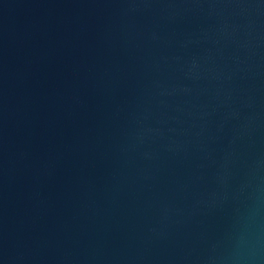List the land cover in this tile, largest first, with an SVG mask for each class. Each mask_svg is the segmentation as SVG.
Listing matches in <instances>:
<instances>
[{
	"label": "water",
	"instance_id": "water-1",
	"mask_svg": "<svg viewBox=\"0 0 264 264\" xmlns=\"http://www.w3.org/2000/svg\"><path fill=\"white\" fill-rule=\"evenodd\" d=\"M0 264H264V0H0Z\"/></svg>",
	"mask_w": 264,
	"mask_h": 264
}]
</instances>
